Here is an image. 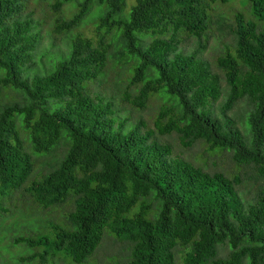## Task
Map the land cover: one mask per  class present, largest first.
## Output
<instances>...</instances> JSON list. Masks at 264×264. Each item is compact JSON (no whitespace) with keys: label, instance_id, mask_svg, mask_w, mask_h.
<instances>
[{"label":"trees","instance_id":"16d2710c","mask_svg":"<svg viewBox=\"0 0 264 264\" xmlns=\"http://www.w3.org/2000/svg\"><path fill=\"white\" fill-rule=\"evenodd\" d=\"M230 1L136 0L126 12V0H34L54 18L44 50L29 0H0V216L14 197L21 211L63 220L49 227L54 237H6L44 248L28 260L63 253L81 264L108 233L128 244L117 264H264V192L244 202L238 176L205 171L162 140L229 153L264 182V0L240 1L227 23L212 5ZM93 10L92 39L82 32ZM213 24L231 36L218 72L199 56ZM57 39L65 49L51 52ZM124 62L125 86L121 73L108 76ZM154 98L152 126L120 107L144 111ZM242 100L246 134L228 116Z\"/></svg>","mask_w":264,"mask_h":264},{"label":"rangeland","instance_id":"374dc122","mask_svg":"<svg viewBox=\"0 0 264 264\" xmlns=\"http://www.w3.org/2000/svg\"><path fill=\"white\" fill-rule=\"evenodd\" d=\"M136 0H126L127 4L125 11H129L131 6L135 4ZM244 2V0H231L227 4H214L212 5L213 14L215 17L218 15L223 16L226 19L227 23H234V14L241 10V5L239 2ZM28 10L34 11V17H40L41 20H44V26L42 30L43 40L42 47L46 50L49 47L50 40L45 36L46 33L52 32L54 18H52V12L47 8V2H42V5H36L34 0H29ZM73 10L69 4L65 5V17H70ZM96 17L94 10L86 18L87 24L84 26L82 32L83 36L86 38H94L97 27L93 24ZM75 34V33H73ZM209 40L206 44V47L199 52V56L208 61L211 65V68L214 72H218L215 68V60L218 56L224 51V44L229 43L231 36L229 31L224 26L218 27L216 24H213L210 32L207 33ZM114 36L112 32L107 38ZM56 47L52 49L51 52H57L58 50H64V44L57 39ZM184 51L191 53L196 49V44L194 39H187L183 47ZM43 50V51H44ZM55 54V53H54ZM36 67L39 66L37 58H34ZM132 62L119 63L114 69H108L109 79L112 80L117 73H121L122 84L125 86L128 84L126 78L129 77L127 68L131 67ZM41 64V63H40ZM46 65V63H44ZM42 66V64H41ZM223 94L221 98L216 102L215 107H219L224 101L226 94V86L222 83ZM4 95L0 96V103L4 102ZM7 102V101H6ZM161 101L158 99H152L149 101L148 108L144 111H139L131 109L127 104H120V107L125 109L123 114H130L132 121H136L139 117L143 118L144 121L148 123L149 126H152V121L160 109ZM250 107L246 101L242 100L236 104V106L228 113V116L235 119L237 127L241 130L243 134H246L245 122L247 119L248 112ZM218 112V111H217ZM164 142H169L174 145V153L176 156L184 159L194 165L202 167L205 171L210 173L213 172H222L228 176H238L243 183L240 187V191L243 192L245 196L244 202H252L253 198L259 192H264V182L262 180H257L256 171L252 167H239L233 162L229 153H213L210 152L205 145L199 143L195 144L190 148L183 147L175 135L169 137H162ZM62 149H58L56 153L53 154V157L60 158ZM51 159V156L49 157ZM36 168L41 170L40 166L37 164ZM12 201L6 200L7 204L10 205L7 213L0 216V264H39L40 258L35 257L33 260H28L27 258L32 257L35 254H38L44 251V248L41 247H31L26 243H10L7 238L12 236H26L25 238L36 239L38 237L48 236L54 237L53 231L49 227H52V224L63 226V220H60V211H56L54 214L46 215L38 213V209L35 213L27 209L25 205V210L21 211L18 204L14 202V197ZM69 209H66L67 211ZM27 232H33L31 237ZM52 232V235H51ZM33 235V237H32ZM50 235V236H49ZM7 237V238H6ZM125 239H118L115 236L105 233L100 244L89 258H87L81 264H117L118 262H123L127 259L129 252L127 251L128 244ZM228 251L231 250L229 245ZM227 251H219V257L226 256ZM46 264H75L71 261L69 257H66L61 253L60 257L51 261L49 259Z\"/></svg>","mask_w":264,"mask_h":264}]
</instances>
